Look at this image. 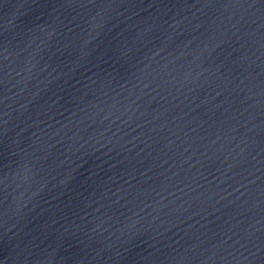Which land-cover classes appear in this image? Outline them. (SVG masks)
<instances>
[{"label": "water", "instance_id": "95a60500", "mask_svg": "<svg viewBox=\"0 0 264 264\" xmlns=\"http://www.w3.org/2000/svg\"><path fill=\"white\" fill-rule=\"evenodd\" d=\"M0 264H264V0H0Z\"/></svg>", "mask_w": 264, "mask_h": 264}]
</instances>
